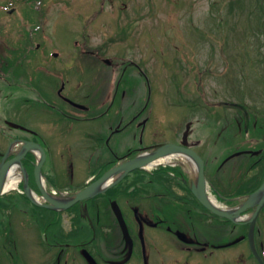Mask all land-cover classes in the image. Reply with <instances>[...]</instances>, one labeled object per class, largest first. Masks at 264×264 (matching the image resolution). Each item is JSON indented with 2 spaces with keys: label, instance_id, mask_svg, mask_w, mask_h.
Segmentation results:
<instances>
[{
  "label": "flooded vegetation",
  "instance_id": "obj_1",
  "mask_svg": "<svg viewBox=\"0 0 264 264\" xmlns=\"http://www.w3.org/2000/svg\"><path fill=\"white\" fill-rule=\"evenodd\" d=\"M38 34L45 35L44 30L39 28ZM35 46L38 50L42 48L41 42ZM88 54L105 65L94 66L101 70L92 84H102L104 88L97 89L93 95L83 91L82 70L89 67L77 65L80 59L75 52L67 55L68 62L62 63L64 67L61 68L55 65L50 69L35 70L30 63L28 74L19 76L18 65L11 64L7 74L0 73V163L12 158L3 145L14 142L23 146L25 141L39 143L46 153L42 167V172L47 174L45 180H38L34 174L38 151L27 152L23 164L30 175V186L40 196V185L59 190L62 188L58 185L66 183L60 180L66 177L59 172L63 168L57 163L58 152L52 142L61 130H66L64 135L78 132L88 141V144L84 142L85 147L96 153L89 162L96 168L84 180L85 184L99 178L107 167L155 149L162 142H174L181 146L182 152L174 155L169 167H158L153 172L133 171L111 192L86 202L90 212L103 223V236L99 239L94 232L91 240L84 243L77 221L72 220L71 214L66 218L69 211L79 212L80 205L75 204L65 211L55 209L45 200L40 205H31L36 225L43 232L39 264H89L85 256L87 249L96 264H264V124L255 120L256 133H251L248 131L251 116L247 119L246 114L245 117L242 115L247 133L243 139L236 131L223 133L227 125L222 130L220 125L213 124L212 118L202 123L195 113L198 106L189 104L184 114L191 112L194 120L187 119L181 128H175L173 139H166L159 118L155 119L153 127L150 126L149 114L153 108L148 109V104L150 100L156 103L153 95L157 94L156 88L153 89L156 86L145 71L146 64L115 65L96 51ZM41 56L40 59L35 57L36 61L48 66L49 55ZM71 72L77 76L74 82L69 76ZM87 75L90 84L91 76ZM58 80L61 82L58 98L71 108L83 111L84 115L48 102L46 95L49 96ZM199 81V87L203 86V78ZM81 96L88 100L84 106L85 100ZM36 97L43 98L45 105L65 113L68 120L77 121L68 123L55 116L37 118L47 111L35 114L38 110L34 107L39 106ZM68 98L76 103H71ZM222 104L225 103L214 102L211 106ZM200 108L205 109L208 116L214 115L208 106L200 105ZM239 119L231 123L241 124ZM205 130L208 133L219 131L209 135L204 134ZM65 147L72 150L73 145L66 142ZM120 149L126 152L117 153ZM238 157L246 159L240 162ZM71 164L68 163L70 168ZM22 182L24 184L23 179ZM254 192H260L258 199L254 197L252 206L240 212L239 207L248 202ZM24 198L31 203L28 197ZM123 198L126 204L121 207L132 242L126 240L122 231L119 233L115 220L111 222L101 215L102 202L108 201L111 206L113 200L120 202ZM211 207L224 210L228 215L218 214ZM128 212L134 214V219L129 218ZM40 229L30 234L36 244L41 237ZM158 232L167 235L165 243L160 241ZM11 235L10 260H5L0 252V264H4V260L10 264H35L23 250L20 234Z\"/></svg>",
  "mask_w": 264,
  "mask_h": 264
},
{
  "label": "rangeland",
  "instance_id": "obj_2",
  "mask_svg": "<svg viewBox=\"0 0 264 264\" xmlns=\"http://www.w3.org/2000/svg\"><path fill=\"white\" fill-rule=\"evenodd\" d=\"M41 15L45 27L40 22ZM39 28L47 36L38 34ZM37 42H42L40 50L35 46ZM88 50L100 53L102 58H111L114 64L126 60L146 64L157 94L153 95L156 96V103L150 100L148 104V109L154 107L149 114L150 126L153 127L155 119L159 118L166 139H173L175 128L179 129L187 119L195 118L191 112L183 114L186 111L183 104L210 106L209 111L214 113L211 116L205 109L196 108L199 121L204 123L212 118L213 124L220 125L222 130L227 125L223 133L236 131L243 139L247 135L243 120L247 111L233 105L230 108L211 106V103L231 101L232 104H244L251 116L248 128L251 133H256L255 120L264 124V3L258 0H0V73L7 74L8 66L17 63L19 76L28 74L30 63L35 70L50 69L55 65L61 68L64 67L62 63L68 62L67 55L75 52L80 59L77 65L89 67L82 70L83 91L93 95L97 89L104 88L102 84H92L101 70L94 66L105 65L95 56L87 54ZM51 52L58 53V56ZM41 54L49 55L51 61L48 66L40 60L36 61L35 57L40 59ZM87 73L91 76L90 84ZM69 76L72 82L77 80L74 72ZM202 77L205 90L199 87ZM60 85L59 80L53 84L49 96L46 95L48 102L84 115L83 111L71 108L58 98ZM35 99L39 103L34 107L38 110L35 114L47 111L37 115V118L55 116L68 120L65 113L45 105L43 98ZM81 99L86 98L81 96ZM85 103L88 100L83 105ZM238 118L241 124L231 123ZM33 120L37 121L35 117ZM63 131L66 130H61L58 138H52L53 147L58 152L57 163L63 168L59 172L66 177L60 178L66 183L58 187H83L84 180L96 168L89 164L96 153L85 147L88 141L78 132L64 135ZM205 131L204 134H207ZM218 131L211 130L208 134ZM66 142L73 145L72 150L65 147ZM3 147L8 148L7 145ZM120 152L126 151H117ZM245 159L238 157L237 160L243 162ZM68 163H73L71 168ZM17 182L15 185H18ZM7 194L1 200L0 252L5 260H10V250L13 249L11 234L17 232L23 250L35 264H39L38 252L43 232L36 225L34 209L22 192L12 196ZM104 202L106 219H115L108 201ZM120 203L124 207L125 199ZM128 213L134 219V214ZM70 214L73 221H81L92 229L90 219L80 211H69L65 214L66 218ZM39 229L41 237L36 244V239L30 234ZM158 233L161 234L160 241L165 243L167 235ZM5 260L4 264H10Z\"/></svg>",
  "mask_w": 264,
  "mask_h": 264
},
{
  "label": "water",
  "instance_id": "obj_3",
  "mask_svg": "<svg viewBox=\"0 0 264 264\" xmlns=\"http://www.w3.org/2000/svg\"><path fill=\"white\" fill-rule=\"evenodd\" d=\"M34 144H35L34 142L33 143H27L25 145V150L32 149ZM173 150H178L177 145L163 144V146H161L160 149L155 151L150 157H148L146 159L133 158L130 161L120 163V165H117V166L110 168V170H108V172H106L103 176H101L99 178V180L92 182L86 188L79 190V192L75 193V195L72 197V199H70L68 201V203L67 202L62 203V202H59V201L52 199L49 196L48 197L50 200L53 201V203L57 204L58 206L68 207L73 203H76V202L82 201L84 199L90 198V196H94V195L104 191L105 189H107L111 185H113V184L117 183L119 180H121V177L126 175L127 173L131 172L132 169L142 167V165L145 164L148 160H151L152 158L157 157V156H161L164 153L173 152ZM24 155L25 154L23 152L22 154L15 157L13 160L8 161L5 164H3V166L0 168V195L3 192V182L6 178L5 175L8 172L9 168L11 167V164L15 160L19 161L21 158H23ZM42 163H43V161L39 162L37 167H36L35 174L37 175V177L39 176L38 173L41 169V166L43 165ZM114 176H118V178L115 181H113V183H110L109 185H107L106 183H109L108 181L111 178H115ZM43 193H45L44 190H43ZM252 198H253V195L251 196V199ZM251 199H250V201H251ZM113 203H114L113 204L114 212L117 215L119 223L122 226L123 233L129 240L130 235L128 233V225L125 223L124 215L122 214L118 203H116V202H113ZM249 205H250V202L244 204L241 207L242 210L245 209ZM222 214L225 215L224 212H222Z\"/></svg>",
  "mask_w": 264,
  "mask_h": 264
},
{
  "label": "bare ground",
  "instance_id": "obj_4",
  "mask_svg": "<svg viewBox=\"0 0 264 264\" xmlns=\"http://www.w3.org/2000/svg\"><path fill=\"white\" fill-rule=\"evenodd\" d=\"M16 166L17 167H20V165L18 164H13V167H12V173L10 174L11 178L14 179V177L16 176ZM14 183H15V179H14ZM14 183L12 181H8L7 184L5 185V190H8L10 188H13L14 187ZM60 190V191H59ZM58 192H55L54 194L58 196L57 199H59V202H62L63 201H68L70 200V198L68 197L67 200L63 199L62 196L64 194V192H62V190L64 189H59ZM53 207L57 208L58 205L57 204H53L52 205ZM67 214V213H66ZM96 233V236H98V238H101L103 235H101V233L99 231H95Z\"/></svg>",
  "mask_w": 264,
  "mask_h": 264
},
{
  "label": "trees",
  "instance_id": "obj_5",
  "mask_svg": "<svg viewBox=\"0 0 264 264\" xmlns=\"http://www.w3.org/2000/svg\"><path fill=\"white\" fill-rule=\"evenodd\" d=\"M259 3H264V0H258Z\"/></svg>",
  "mask_w": 264,
  "mask_h": 264
}]
</instances>
